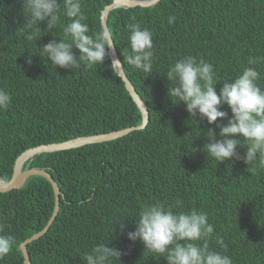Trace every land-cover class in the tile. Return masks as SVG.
<instances>
[{"label":"trees","instance_id":"1","mask_svg":"<svg viewBox=\"0 0 264 264\" xmlns=\"http://www.w3.org/2000/svg\"><path fill=\"white\" fill-rule=\"evenodd\" d=\"M114 0H81L89 34L103 28V9ZM23 0H0V89L12 102L0 110V179L9 181L17 158L27 149L78 137L140 126L142 111L125 81L111 67L77 70L55 67L38 52L53 39L64 38L63 25L27 40ZM169 16L175 21L168 23ZM152 33V73L133 68L129 24ZM107 26L123 70L143 100L149 119L143 128L113 140L43 152L28 158L22 169L43 168L61 189L60 209L48 231L28 244L30 264H86L81 257L96 244L120 251L112 264H168L145 252L140 240L127 238L136 228L142 206L175 204L177 211H204L214 226L212 250L233 264H264V158L253 165L242 160L218 162L208 156L203 132L215 124L190 116L186 105L168 95L166 71L183 56L203 58L213 65L216 90L244 67L260 73L264 87V0H158L149 6H120L107 15ZM56 36H54V35ZM79 55L78 49H73ZM110 52V49H109ZM250 57L260 63L249 65ZM31 58V63H29ZM116 70V69H115ZM231 116L227 105H222ZM200 121V122H199ZM243 154L244 148L237 149ZM55 195L51 182L31 175L19 188L0 191V234L14 237L12 250L0 264H24L21 243L40 231L51 217ZM125 223L124 233L117 224ZM117 226V227H116ZM223 240L226 248L217 241ZM202 243V242H198Z\"/></svg>","mask_w":264,"mask_h":264},{"label":"clouds","instance_id":"2","mask_svg":"<svg viewBox=\"0 0 264 264\" xmlns=\"http://www.w3.org/2000/svg\"><path fill=\"white\" fill-rule=\"evenodd\" d=\"M23 5L26 23L21 28L27 40L37 39L35 32L41 31L39 24L45 20L47 32L56 29L62 18L69 21L63 25L64 38L53 39L39 47L38 54L56 68L77 70L81 63L87 68L97 67L110 55L109 49L113 48L114 42L111 30L103 27L95 35L89 34L81 0H23ZM174 21L175 17L169 16L168 23ZM128 29L131 53L124 55L125 62L137 70L152 73L154 45L151 31L135 23L129 24ZM74 48L79 50L78 56ZM120 63L118 59L111 63L116 76L115 69ZM258 63L260 59L256 57L248 60L249 65ZM166 77L172 102H183L190 116L196 117L199 113L201 120L206 118L209 124H215L218 118H227L226 124L218 125L219 133L214 128L203 132L209 141L205 145L208 156L218 164L242 160L248 166L258 157L264 158V87L258 84L260 73L257 68L244 67L233 80L223 82L219 93L213 65L203 58L188 55L176 59L167 69ZM11 102V94L0 89V110H6ZM222 105L230 108L231 116L222 110ZM238 146L245 149L243 154L237 150ZM180 205L179 199L175 204H145L136 215L135 230L128 231L127 238L133 242L140 240L145 252L155 257L159 254L168 264H233L230 256L210 248L214 226L209 223L208 214L196 209L177 211ZM117 225L123 234L125 223ZM13 243L14 237L0 234V259L9 254ZM217 243L227 247L222 239ZM107 244H96L90 252L81 255L82 259L86 264H112L113 258L120 260V251Z\"/></svg>","mask_w":264,"mask_h":264},{"label":"water","instance_id":"3","mask_svg":"<svg viewBox=\"0 0 264 264\" xmlns=\"http://www.w3.org/2000/svg\"><path fill=\"white\" fill-rule=\"evenodd\" d=\"M158 0H114L113 3L107 5L103 9L102 13V21H103V27H107V15L109 11L112 8L115 7H120V6H135V5H142V6H149L152 5L153 3L157 2ZM110 54L113 59H118L121 62V59L118 55V52L115 48L114 42H113V48L110 49ZM116 71L119 73V75L122 77V79L125 81L126 87L130 94L132 95L134 101L138 104L139 108L142 111L143 115V122L140 126H135V127H128L122 130H118L115 132H110V133H104V134H96V135H90V136H83V137H78L69 141L61 142V143H51V144H44V145H39L35 146L32 148L27 149L24 151L16 161L15 165V170L13 177L9 181H5L3 179H0V191L5 192L12 190L14 188H19L21 187L24 182L27 180L28 177L31 175H42L45 178H47L53 187L54 190V195H55V204H54V210L49 218L47 224L42 228L40 231L34 233L32 236L27 238L25 241H23L20 245L21 250L24 255V264H30V254H29V249H28V244L38 238H40L42 235H44L48 229L51 227L52 223L56 219V216L58 215L59 209H60V201H61V189L53 177V175L48 172L47 170L43 168H26L22 169L24 162L28 159L33 157L36 154L43 153V152H51V151H58V150H63V149H69V148H74V147H79L88 143H93V142H102V141H107V140H113L118 137H121L125 134H128L134 129H139L143 128L149 119V113L148 110L137 93L136 89L130 82V80L127 78L123 67L122 63L120 65L116 66Z\"/></svg>","mask_w":264,"mask_h":264}]
</instances>
